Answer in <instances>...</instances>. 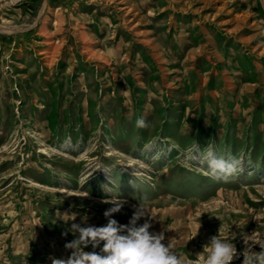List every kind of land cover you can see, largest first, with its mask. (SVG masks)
<instances>
[{
    "label": "rangeland",
    "instance_id": "rangeland-1",
    "mask_svg": "<svg viewBox=\"0 0 264 264\" xmlns=\"http://www.w3.org/2000/svg\"><path fill=\"white\" fill-rule=\"evenodd\" d=\"M142 197L188 264L221 225L264 240V0H0V264L66 260Z\"/></svg>",
    "mask_w": 264,
    "mask_h": 264
},
{
    "label": "clouds",
    "instance_id": "clouds-1",
    "mask_svg": "<svg viewBox=\"0 0 264 264\" xmlns=\"http://www.w3.org/2000/svg\"><path fill=\"white\" fill-rule=\"evenodd\" d=\"M136 127H149L146 118L143 116L137 118ZM204 160L208 165L210 175L219 180L228 181L240 170V159L231 153L217 155L209 148L204 155ZM103 202L112 205L104 212V216L108 218L107 224L99 227H82L80 224L73 223L62 234L66 236L70 231L75 237L64 245L65 249L72 250L71 255L66 260L53 259V264H188L187 258L174 250L175 239L166 246L162 243L165 239L162 232L149 231L152 228L149 220L156 219V216L152 215L150 203L146 197L140 199L128 225H120L115 219L110 218L114 213L121 211L126 201L112 198ZM65 217L70 219H65ZM144 217H148V219L137 226V221ZM63 219L65 221L75 220V215L64 216ZM233 225L236 224L233 223ZM222 227L223 225L219 228L218 235L211 236L203 246V249L207 251L206 264H231L234 259H238L240 256L243 257L242 264H264V240L258 242L254 232L251 235L242 233L245 247L241 252H238L236 244L233 243L237 239V234L231 231L230 236L221 235ZM198 230L199 228L196 235ZM257 244L260 251H254ZM89 245L93 249L100 248V252L84 251ZM201 254L202 252L196 256L199 257Z\"/></svg>",
    "mask_w": 264,
    "mask_h": 264
}]
</instances>
